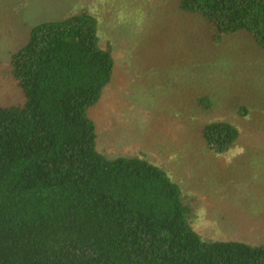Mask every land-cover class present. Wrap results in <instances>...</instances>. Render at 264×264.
Segmentation results:
<instances>
[{
    "label": "trees",
    "instance_id": "1",
    "mask_svg": "<svg viewBox=\"0 0 264 264\" xmlns=\"http://www.w3.org/2000/svg\"><path fill=\"white\" fill-rule=\"evenodd\" d=\"M181 8L214 26V42L247 32L264 50V0ZM113 52L85 13L35 28L12 56L23 103L0 105V264H264V245L205 241L166 171L101 151L90 111L112 82ZM240 136L225 121L202 130L217 154Z\"/></svg>",
    "mask_w": 264,
    "mask_h": 264
},
{
    "label": "rangeland",
    "instance_id": "2",
    "mask_svg": "<svg viewBox=\"0 0 264 264\" xmlns=\"http://www.w3.org/2000/svg\"><path fill=\"white\" fill-rule=\"evenodd\" d=\"M85 13L98 21L100 46L114 48L112 82L90 111L101 151L166 171L205 241L264 245V50L249 33L218 44L214 26L181 0H0V105L23 103L11 59L33 30ZM219 121L241 134L224 154L202 138Z\"/></svg>",
    "mask_w": 264,
    "mask_h": 264
}]
</instances>
